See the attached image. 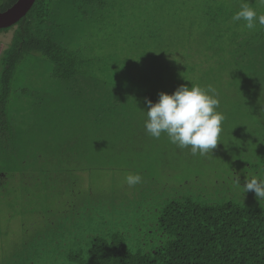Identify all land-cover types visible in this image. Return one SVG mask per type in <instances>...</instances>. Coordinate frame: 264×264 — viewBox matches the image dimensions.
I'll use <instances>...</instances> for the list:
<instances>
[{"label":"rangeland","instance_id":"374dc122","mask_svg":"<svg viewBox=\"0 0 264 264\" xmlns=\"http://www.w3.org/2000/svg\"><path fill=\"white\" fill-rule=\"evenodd\" d=\"M247 2L264 13L259 0ZM240 3L54 0L42 27L84 64L61 79L29 52L15 69L10 135H0V264H75L70 254L87 259L94 236L114 233L149 252L164 240L159 209L183 194L219 201L228 191L263 203L240 185L264 176V27L233 22ZM13 30L0 32V75ZM168 61L178 64L173 77L218 93L223 132L206 156L145 130V100L177 89L159 68ZM149 76L168 85L155 89ZM128 174L142 182L129 187Z\"/></svg>","mask_w":264,"mask_h":264},{"label":"trees","instance_id":"16d2710c","mask_svg":"<svg viewBox=\"0 0 264 264\" xmlns=\"http://www.w3.org/2000/svg\"><path fill=\"white\" fill-rule=\"evenodd\" d=\"M15 1L0 0V12ZM53 2L35 0L18 22L0 29V32L14 29L11 42L1 56V136L10 135L6 107L12 77L25 53L40 52L54 64L52 75L61 79L75 77L84 64L80 51L55 41L43 29L42 25L48 23L52 15ZM172 62L159 66L167 73L165 77L175 81L172 85L177 88L181 85L190 87L192 84L183 83L180 75L172 76L179 72L178 64ZM260 63L264 67V57ZM148 83H152L155 89L166 84L150 76ZM154 92L148 93L152 99L158 96ZM226 193L229 192L222 193L219 201L197 200L189 194L167 199L158 211L155 224L164 240L149 252L131 250L125 238L114 233L94 236L87 259L82 253L70 254L69 259L75 264H264V201L247 205L245 200H240L239 193L233 194L237 199L225 196Z\"/></svg>","mask_w":264,"mask_h":264},{"label":"clouds","instance_id":"9594fccd","mask_svg":"<svg viewBox=\"0 0 264 264\" xmlns=\"http://www.w3.org/2000/svg\"><path fill=\"white\" fill-rule=\"evenodd\" d=\"M264 7V0H259ZM243 20L244 27L254 31L257 25L264 27V13H258L247 0H241L239 10L232 21ZM148 110L144 122L146 132L159 139L166 135L169 142L180 149L190 148L193 156H206L221 142L225 116L217 109L220 106L218 93L212 85H181L172 94L159 93L156 103L145 100ZM125 182L134 187L142 182L139 174H128ZM236 183L240 185L239 181ZM242 187L244 192L253 191L258 200L264 199V176H252Z\"/></svg>","mask_w":264,"mask_h":264},{"label":"water","instance_id":"95a60500","mask_svg":"<svg viewBox=\"0 0 264 264\" xmlns=\"http://www.w3.org/2000/svg\"><path fill=\"white\" fill-rule=\"evenodd\" d=\"M35 0H16L5 11L0 12V29L14 25L31 8Z\"/></svg>","mask_w":264,"mask_h":264}]
</instances>
